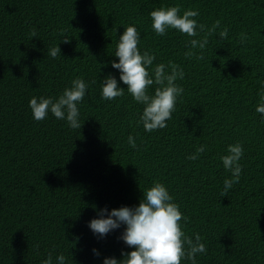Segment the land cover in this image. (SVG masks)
Returning a JSON list of instances; mask_svg holds the SVG:
<instances>
[{
  "label": "trees",
  "instance_id": "obj_1",
  "mask_svg": "<svg viewBox=\"0 0 264 264\" xmlns=\"http://www.w3.org/2000/svg\"><path fill=\"white\" fill-rule=\"evenodd\" d=\"M177 5L181 14L198 10L205 31L157 36L150 12ZM216 21L220 27L204 58H186L189 40L202 38ZM128 26L140 33L141 54L156 57L150 73L169 61L185 73L176 81L184 91L164 129L144 130V106L111 67ZM225 27L228 36L221 39ZM56 45L60 56L52 58ZM109 76L125 90L111 101L102 99ZM76 78L88 84L78 105L81 129L51 113L35 121L30 99H55ZM261 96L264 0H0V264H43L50 252L52 264L61 254L65 264L120 261L122 252L134 250L119 239L125 226L100 238L89 222L102 209L138 206L153 182L167 188L187 218L180 222L185 235L202 237L207 251L195 264H264ZM237 143L244 150L240 180L222 196L231 173L221 157ZM201 145L199 158L187 159Z\"/></svg>",
  "mask_w": 264,
  "mask_h": 264
},
{
  "label": "clouds",
  "instance_id": "obj_2",
  "mask_svg": "<svg viewBox=\"0 0 264 264\" xmlns=\"http://www.w3.org/2000/svg\"><path fill=\"white\" fill-rule=\"evenodd\" d=\"M152 21L151 27L157 36H164L169 30H177L182 35L197 37L199 32L205 31V25L198 24L196 17L198 10H185L181 14L180 6L160 7L150 12ZM220 21H216L207 34L200 39H190V50L185 53L186 58L196 56V59H203V51L208 44V39L217 28ZM199 30V32H198ZM33 38L36 36L35 30L31 32ZM228 36V29L225 27L219 32V37L225 39ZM241 43L247 37L240 34ZM69 39L63 42L67 43ZM140 33L135 26H128L119 36L115 51L118 63H112L111 67L120 72L119 80L127 86L126 91L134 102L143 105L142 115L139 123L143 125L146 132H153L167 127V121L172 118L175 111L177 98L183 93V88L176 84L178 79L183 80L185 73L176 65L169 61L155 66L149 72L150 66L156 59L154 54L145 51L141 54L139 50ZM199 49L200 55H196L191 49ZM52 58L60 56L58 45L49 50ZM155 85L153 95L149 94V88ZM88 84L82 78H76L71 82L70 87H66L62 94L53 99L52 97H32L29 101V108L35 121L44 120L51 113L58 120H66L71 129H81L79 121L80 111L78 105L83 101ZM125 90L120 88L114 77H107L103 81L102 99L115 100L122 97ZM264 101V96H261ZM256 112L264 117V103L256 107ZM128 144L131 148H136L135 138L128 137ZM205 151V146L197 148L196 153L187 157L195 161L200 154ZM227 155L221 157L225 170L231 173V178L224 181V191L222 196H226L229 189L240 180L242 166L239 163L244 155L241 144L229 145ZM99 218L89 222L88 227L94 235L100 238L105 237L110 232L125 226L124 232L119 237L124 244L134 249L128 253H121L122 259L105 258L103 264H181L185 258L195 264L198 254L206 253L207 248L201 242L199 234L195 238L185 235L182 230L181 221H187L179 210V206L173 202V197L167 188L160 182H153V185L142 193V198L136 207H121L110 212L102 209L98 213ZM105 216L107 218H105ZM94 254L99 256L96 250ZM58 264H65L63 254L56 257ZM43 264H52V254H48Z\"/></svg>",
  "mask_w": 264,
  "mask_h": 264
}]
</instances>
